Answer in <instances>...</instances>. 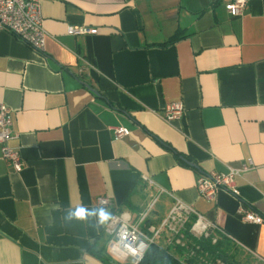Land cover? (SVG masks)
Listing matches in <instances>:
<instances>
[{"label": "crops", "instance_id": "crops-1", "mask_svg": "<svg viewBox=\"0 0 264 264\" xmlns=\"http://www.w3.org/2000/svg\"><path fill=\"white\" fill-rule=\"evenodd\" d=\"M227 1L40 0L43 51L0 32V103L23 161L16 172L0 154V264H134L109 252L106 222L149 208L157 226L174 198L229 235L214 262L243 252L264 264V221L238 212L264 219V0L241 16ZM170 102L183 113L165 121ZM230 167L245 168L237 196H199V175Z\"/></svg>", "mask_w": 264, "mask_h": 264}, {"label": "built area", "instance_id": "built-area-1", "mask_svg": "<svg viewBox=\"0 0 264 264\" xmlns=\"http://www.w3.org/2000/svg\"><path fill=\"white\" fill-rule=\"evenodd\" d=\"M250 0H228L225 4L232 16H241ZM7 31L15 35L20 41L29 45L33 50H44L46 32L42 27L40 0H0V32ZM96 29L88 27H72L68 33L72 35L95 33ZM87 71V67L80 69ZM183 113L180 102L167 103L163 109L165 121H171ZM127 130L123 127L114 128L115 139L123 137ZM15 136L12 131V116L10 109L0 103V154L1 158L18 172L23 167V161L18 151L9 142ZM248 164H252L248 161ZM245 169V168H244ZM244 169L228 168L226 172L211 171L199 175L195 181V188L199 196L212 200L218 190H225L237 196L235 178ZM145 180L151 182L144 177ZM99 205H108L106 196L97 199ZM148 210L140 212L133 221L126 212L114 213L103 227L107 236L108 250L116 258L130 257L134 264L141 260L151 243L158 244L163 239L166 246H174L183 252V257L177 258L179 264H192L193 260L206 263L207 251L203 250L195 240H209L216 244L220 235H229L213 220L207 219L197 212L191 205L179 199L173 203L164 219L157 226L146 225ZM239 217L244 222L262 223L263 217L250 207H240ZM189 225L186 228V225ZM202 254V255H200ZM217 264H223L219 260Z\"/></svg>", "mask_w": 264, "mask_h": 264}, {"label": "trees", "instance_id": "trees-1", "mask_svg": "<svg viewBox=\"0 0 264 264\" xmlns=\"http://www.w3.org/2000/svg\"><path fill=\"white\" fill-rule=\"evenodd\" d=\"M177 37L175 34L171 39H169L167 42H172ZM189 225H186V228ZM196 243L200 245V247L207 251L208 254L212 257V260L214 261L216 258H224L222 256V251H220V246L218 245V242L216 244H211L209 240H195ZM102 259L103 256H99ZM136 264H179L177 258H175L172 254L168 252L166 248H163L155 243H151L147 250L145 251L143 257L140 261H138Z\"/></svg>", "mask_w": 264, "mask_h": 264}, {"label": "rangeland", "instance_id": "rangeland-1", "mask_svg": "<svg viewBox=\"0 0 264 264\" xmlns=\"http://www.w3.org/2000/svg\"><path fill=\"white\" fill-rule=\"evenodd\" d=\"M236 259H239V260H235L234 258L232 259V264H261L259 262H256L254 260L253 257L249 256V255H246V254H243V252H240L237 256H235ZM208 260V259H207ZM129 261V260H128ZM132 261H130L131 263ZM208 263L209 264H217L216 262H214L213 260L210 261V258L208 260Z\"/></svg>", "mask_w": 264, "mask_h": 264}, {"label": "clouds", "instance_id": "clouds-1", "mask_svg": "<svg viewBox=\"0 0 264 264\" xmlns=\"http://www.w3.org/2000/svg\"><path fill=\"white\" fill-rule=\"evenodd\" d=\"M74 215L78 219H83L86 216V210L85 209H82V208L81 209H77L76 212L74 213ZM106 218H107L106 214H103L102 213L101 214V219L104 220Z\"/></svg>", "mask_w": 264, "mask_h": 264}]
</instances>
